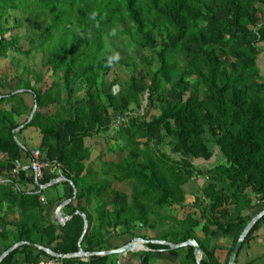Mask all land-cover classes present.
<instances>
[{
  "label": "trees",
  "instance_id": "1",
  "mask_svg": "<svg viewBox=\"0 0 264 264\" xmlns=\"http://www.w3.org/2000/svg\"><path fill=\"white\" fill-rule=\"evenodd\" d=\"M10 11L19 15L13 28L7 27ZM23 26L24 36L7 37ZM263 52L264 0H0V256L19 242L76 253L84 220L75 213L82 212L89 223L82 241L87 252L105 251L112 237L147 239L140 234L146 230L157 235L153 240L173 244L195 239L202 264H229L254 212L264 209ZM3 61L22 76L5 72ZM122 67L130 72L126 81L116 75ZM145 108L159 114L131 116ZM32 129L40 136L36 142ZM111 129L120 140L116 148L106 138ZM100 135L96 170L88 164L86 140ZM35 148L42 161L64 166L63 200L76 191L65 226L46 218L50 201L42 203L44 190L32 171L14 172L17 160L31 163ZM216 150L224 162L208 166ZM110 176L128 183L131 195L114 189L104 178ZM58 177L45 170L40 183ZM196 180L204 184L187 203L186 187ZM262 225L264 216L236 260ZM222 237L233 240L223 263L215 255ZM147 247L164 250L156 254L173 262L185 252L180 264H196L191 246ZM152 253H141L142 264H150ZM48 258L25 244L0 264ZM109 260L93 256L87 263L70 258L60 264Z\"/></svg>",
  "mask_w": 264,
  "mask_h": 264
},
{
  "label": "rangeland",
  "instance_id": "2",
  "mask_svg": "<svg viewBox=\"0 0 264 264\" xmlns=\"http://www.w3.org/2000/svg\"><path fill=\"white\" fill-rule=\"evenodd\" d=\"M16 18H19L18 13L15 12V11H10L9 19L7 21L8 22L7 27H12L13 28L15 26L14 20ZM25 32H26V27L23 26L21 28L10 30V32H8L6 35H7V37H11L15 33H18L20 36H24ZM24 45H25V49L29 48L28 44L26 42H24ZM134 51H136V54H139V55L143 54V56L147 57L148 59H151L153 57L152 54H151V51L148 50V49L147 50H142V52H141V50L139 51L138 48H134ZM138 63L139 64L141 63V60L139 58H138ZM179 64H180V67L184 66L183 62L179 63ZM2 66H5V68H4L5 72L9 71V73L12 74V76H19V77L22 76L23 71L22 70L21 71L20 70H16L15 68H13L11 65H9V61H3L2 62ZM259 66L261 67L262 72H264V52L259 56ZM156 68H157V63H153L151 69L155 70ZM116 75H118L120 77V79L123 80V81H126V80H128L130 78V72L125 67L120 68V70L118 72H116ZM116 75L113 74V75L109 76V80L111 81ZM14 80H15V78H14ZM118 89H119V87L115 88L114 92H117ZM139 113L143 114V115H146L148 119L150 117H152L153 115H155V114H159V112L156 111V110H152L150 108L149 109L145 108L142 111H138V112L132 113L131 116L135 117ZM31 132H32V137H33L32 141L33 142L38 141L40 136L37 135V133L34 131V129H32ZM106 136H107L106 138L108 139V142L114 148H116L117 143L120 142V140L118 139L117 131L115 129H111V131ZM101 137L102 136L100 135V136H96V137H94L92 139H87L86 140V145L89 146L90 149H91V158H90L88 164H92L95 167L96 170H100V167H101L100 155H99L101 153V148H102L101 142H100ZM25 144H27V146H29L30 148L33 146V144L30 141H26ZM116 155L118 157L121 156L120 152L118 154L116 152ZM217 161H218V163H222V162H224V158H223L222 155L220 157H218V151L216 150V155L211 160V162L207 163V165L211 166L213 163H216ZM197 163L202 164L203 162L202 161H198ZM104 178L107 179V180H110V182L112 183V187L114 189L119 190V191H124L128 195H131L132 190H131V187H130V185L128 183H125V182L120 183L118 181H115L112 176L104 177ZM199 181L200 180H196L194 182H191L187 186V188H188L187 192L189 193L188 195L191 198L189 203H193L194 202L195 193L196 192L198 193V191L201 188V186L199 185ZM203 184H204V181H203ZM44 195L49 201L57 202V201L63 200L64 197H65V186L63 184H61V183H59V184H57L55 186H50V187L44 189ZM262 209H263V207H260L258 210H256L254 212V215H256L258 212H260ZM176 210L177 211L179 210V212H182V211H180L179 208H176ZM194 210L195 209H193V208H188V211H193L194 212ZM168 211L170 212V210H167V212ZM174 211H175V209H172L171 213H173ZM262 226L263 227H261V228L264 229V225H262ZM180 255H181L180 259H181V261H183V258L185 256V252H180ZM241 256H243V254ZM241 256H240V258H241ZM249 256H250V260L253 261V264H264V253H260L258 251L257 254L251 253ZM158 257L159 256L155 252H153L152 256H151L150 264H164L163 261L158 259ZM240 258L237 259V263L238 264L241 263L240 262Z\"/></svg>",
  "mask_w": 264,
  "mask_h": 264
},
{
  "label": "crops",
  "instance_id": "3",
  "mask_svg": "<svg viewBox=\"0 0 264 264\" xmlns=\"http://www.w3.org/2000/svg\"><path fill=\"white\" fill-rule=\"evenodd\" d=\"M22 121H24V120H22ZM20 143L23 144L22 142H20ZM26 164H29V163H26ZM199 185L200 186L203 185L202 180L199 181ZM187 189L188 188L186 187V190ZM188 194H187V203H189L190 200H191V198H190V196ZM46 200L49 201L47 198H46ZM71 200H73V199H71ZM71 200H63L62 203H60V201H57V202L50 201V203H48V205H46L47 208L45 209L46 210L45 211L46 218L49 221L54 222L55 224H59L61 226H65L67 224V222L69 220H71V218H72V215L70 214V209L67 208V205L69 203H71V202H72V204L74 206L77 204L75 199L73 201H71ZM64 202L66 204L61 207L59 214L62 216V218H69V219L67 221L61 223V219L59 217L60 215H58L57 211H58L59 206H61V204H63ZM75 214H78V212H76ZM198 215H199V212H198ZM261 227H263V226H261ZM261 227H259V229L255 232L254 238L252 239V241L250 243H248V245L245 246V248L243 249V253H242L243 256H241L242 255L241 254L240 255L241 258L239 257L240 258V262H241L240 264H248L249 262H251L250 256H249L251 253L257 254L258 251L260 253H264V229L261 228ZM200 230L197 231L198 232V236L200 238H204V236L200 232ZM140 234L141 235H146L147 239H145V240H147V241H149V242H151L153 244H157V243L154 242L156 240H153V239H156V236H157L155 233L150 232V231H146V230H141ZM129 242L130 241L128 240V238L124 237V236H122V237H112V238H110L108 240L107 248H106L105 251L115 250L117 248H120V247L124 246L125 244H127ZM216 244L218 246V249L216 250L215 255L220 260V262L223 263L225 261V259L227 258V256H228V252H229L230 248L232 247L233 240H232L231 237H222V238H219L216 241ZM54 245H56V244H54ZM147 245L148 244H146V247H147ZM78 248H79V242H78ZM142 252H155L156 253V252H165V251L164 250H159V249H157V250L149 249L148 251H140V252H136V253H127V254L123 255L122 257H119L116 254L108 255V256H110V260H109L108 264H142V260H143L142 259V254H141ZM67 259H70V258H67ZM78 259L80 261H82V262H85V263H87L89 261V258H78ZM158 259L163 261L164 264H180L181 263V259L180 258L176 262H173L172 260H170V259H168L166 257H161V256H159ZM235 263L238 264L237 262H235Z\"/></svg>",
  "mask_w": 264,
  "mask_h": 264
},
{
  "label": "water",
  "instance_id": "4",
  "mask_svg": "<svg viewBox=\"0 0 264 264\" xmlns=\"http://www.w3.org/2000/svg\"><path fill=\"white\" fill-rule=\"evenodd\" d=\"M37 110V105L35 104L33 107V110L29 116V120H32L33 115L35 114ZM25 124L22 126L24 127ZM20 129V128H19ZM19 145H21L23 147V145L19 142ZM56 182H51L48 185H44L43 188L46 189L50 186L55 185ZM70 184L73 186L74 190H75V186L73 185L72 182H70ZM76 198V191H75V195L73 200ZM71 200V201H73ZM66 203L64 202L63 204H61V206H59L58 208V215H60V209L63 205H65ZM78 214L80 216H82V218L84 219V231L83 234L79 240V248L78 251L76 253H69V254H59L54 252L53 250L49 249V248H45L43 246L37 245V244H33V243H26V242H19L16 243L14 246H12L11 248H9L6 252H4L1 256H0V263L16 248H18L19 246L22 245H29L32 246L34 248H37L38 250L44 251L46 252L49 256L51 257H57L60 259H67V258H90L93 256H108V255H113L116 254L119 257H122L123 255L127 254V253H136V252H140V251H148L149 249L146 247V244L149 243V241L138 237L133 239L132 241H130L129 243L125 244L124 246L117 248L115 250H108V251H100V252H87L83 249L82 247V241L84 239V236L88 230L89 227V223L87 220V217L84 213L82 212H78ZM264 216V209H262L260 212H258L253 219L246 225L245 229L243 230V232L241 233L235 248L229 258V264H236L235 260L236 257L238 255V253L240 252L242 245L246 239V237L248 236L249 232L251 231V229L254 227V225ZM60 218H62V216H59ZM157 244L160 245H164V246H168L169 250H176V249H180V248H184V247H188L191 246L194 248V255L196 258V264H202V257H203V250L202 247L200 246V244L195 240V239H190L187 240L186 242L183 243H179V244H173L171 242L168 241H163V240H156L154 241Z\"/></svg>",
  "mask_w": 264,
  "mask_h": 264
},
{
  "label": "built area",
  "instance_id": "5",
  "mask_svg": "<svg viewBox=\"0 0 264 264\" xmlns=\"http://www.w3.org/2000/svg\"><path fill=\"white\" fill-rule=\"evenodd\" d=\"M15 170L14 172L19 174L21 171H32V174L35 178V181L40 188V190H44L43 186L47 184H41L40 182L44 180L45 170H51L53 172H59V177L54 179L51 182L61 183L68 181L67 178L62 174L64 166L58 161H42L40 151L35 148L32 150V157L30 164H23L19 160L15 162ZM50 182V183H51ZM41 201L43 204H47L46 197L44 195L41 196ZM61 223L67 221L69 218H60ZM60 258L51 257L48 259L41 260L38 264H60Z\"/></svg>",
  "mask_w": 264,
  "mask_h": 264
},
{
  "label": "clouds",
  "instance_id": "6",
  "mask_svg": "<svg viewBox=\"0 0 264 264\" xmlns=\"http://www.w3.org/2000/svg\"><path fill=\"white\" fill-rule=\"evenodd\" d=\"M56 184H59V183H56Z\"/></svg>",
  "mask_w": 264,
  "mask_h": 264
}]
</instances>
